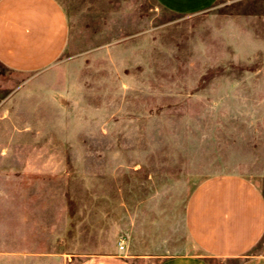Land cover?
I'll return each instance as SVG.
<instances>
[{"label": "rangeland", "instance_id": "1", "mask_svg": "<svg viewBox=\"0 0 264 264\" xmlns=\"http://www.w3.org/2000/svg\"><path fill=\"white\" fill-rule=\"evenodd\" d=\"M56 1L70 29L57 63L0 64V264L33 250L68 264L121 246L152 257L136 264L192 252L199 184L236 175L264 194V0L189 15Z\"/></svg>", "mask_w": 264, "mask_h": 264}, {"label": "crops", "instance_id": "2", "mask_svg": "<svg viewBox=\"0 0 264 264\" xmlns=\"http://www.w3.org/2000/svg\"><path fill=\"white\" fill-rule=\"evenodd\" d=\"M217 1L157 0L180 15L207 10ZM69 36L65 11L56 0H0V64L7 69L20 73L49 69L65 53ZM185 227L194 250L157 264H264V194L243 177L215 176L199 184L186 205ZM16 255L26 261L22 264H41L43 258H59L60 264L69 260L66 254L40 250ZM151 258L127 253L124 246L86 255L80 264H136Z\"/></svg>", "mask_w": 264, "mask_h": 264}, {"label": "built area", "instance_id": "3", "mask_svg": "<svg viewBox=\"0 0 264 264\" xmlns=\"http://www.w3.org/2000/svg\"><path fill=\"white\" fill-rule=\"evenodd\" d=\"M121 249H123V247L121 246Z\"/></svg>", "mask_w": 264, "mask_h": 264}]
</instances>
